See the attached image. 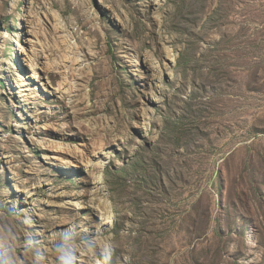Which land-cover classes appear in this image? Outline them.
<instances>
[{
  "label": "rangeland",
  "instance_id": "374dc122",
  "mask_svg": "<svg viewBox=\"0 0 264 264\" xmlns=\"http://www.w3.org/2000/svg\"><path fill=\"white\" fill-rule=\"evenodd\" d=\"M0 264H264V0H0Z\"/></svg>",
  "mask_w": 264,
  "mask_h": 264
}]
</instances>
